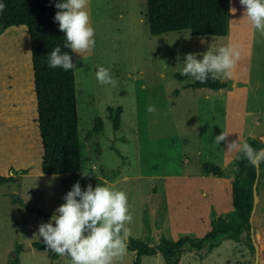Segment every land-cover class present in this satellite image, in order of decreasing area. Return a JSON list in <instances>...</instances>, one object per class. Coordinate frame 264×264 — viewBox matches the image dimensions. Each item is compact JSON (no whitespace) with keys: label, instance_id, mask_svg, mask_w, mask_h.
I'll return each instance as SVG.
<instances>
[{"label":"rangeland","instance_id":"1","mask_svg":"<svg viewBox=\"0 0 264 264\" xmlns=\"http://www.w3.org/2000/svg\"><path fill=\"white\" fill-rule=\"evenodd\" d=\"M87 11L95 31V48L82 56L72 52L77 66L73 72L80 175L36 174L34 170L40 171L39 158L21 176L19 186L15 182L0 183V264L7 261L16 244L21 245L19 264H49L46 250L31 246L34 241L43 242L38 235L39 226L49 221L77 181L82 190L89 184L93 188L103 185L107 180L100 181L99 166L119 168V174L107 182L127 194L133 216L132 222L126 224L130 236L151 245L160 236L170 240L182 235L201 237L214 219L210 208L217 216L224 212L226 194L232 207L230 188L223 192L219 189L218 183L223 179L201 173L202 162L221 164L225 142L218 146L214 138L225 133L221 115L224 96L217 90L186 87L188 78L174 77V73L181 74L186 54L216 52L224 47V38L192 35L188 29L151 35L144 0H88ZM254 35L242 142L251 141L253 148H259L264 146V35L256 30ZM14 50L15 56L20 54L15 44L9 55ZM201 58L197 56L198 60ZM100 66L110 69L116 87L97 81ZM117 105L122 108L120 128L113 131L106 107ZM149 105H155L157 111L149 113ZM95 117L102 121L98 133L92 131ZM96 147L100 150L98 156L94 153ZM233 168H226V174ZM247 169L250 171L249 166ZM258 170V199L252 227L259 247L264 248V164ZM89 172L94 179L86 177ZM6 173L0 170V174ZM246 173L240 183L247 189L250 172ZM17 194L32 210L10 201ZM164 199H178L179 203H166ZM194 205L199 206L201 218ZM168 206L177 208L182 219L167 220L164 214ZM217 206L219 209H215ZM239 214L244 216L245 205L240 207ZM247 237L244 232L238 241L224 239L200 258L195 252L184 250L177 264H253L254 251ZM132 256L133 252L128 250L114 264H131ZM51 264H71V260L59 256ZM140 264L164 262L157 252L141 255Z\"/></svg>","mask_w":264,"mask_h":264},{"label":"trees","instance_id":"2","mask_svg":"<svg viewBox=\"0 0 264 264\" xmlns=\"http://www.w3.org/2000/svg\"><path fill=\"white\" fill-rule=\"evenodd\" d=\"M144 1L145 19L151 35L182 29H188L192 35L224 36L228 32V0ZM0 2L6 5L4 11L0 13V33L9 26L24 25L29 37L36 121L42 143L40 171L43 174L70 173L79 176L82 160L77 131L74 72L73 69L64 71L60 67L51 68L48 65L50 53L57 45L61 47L62 52L68 51L72 57L70 49L64 47V33L59 30L58 22L54 21L55 13L58 11L55 4L61 0H0ZM174 77L178 80L188 78L190 81L185 86L191 88L218 90L227 85V82L220 78L209 77L207 82L200 83L194 81L191 76L179 73H174ZM106 111L107 118L111 122V129L117 131L120 128L121 106H107ZM101 127V118L95 117L92 131L98 133ZM262 147L264 146L256 149ZM94 153L96 156L100 154L98 147L95 148ZM236 163L237 170L230 180L232 209L228 213L214 218L210 228L199 238L182 235L176 240H169L160 236L157 243L151 245L140 238L129 236L128 250L133 252L131 264H140L141 255H153L157 252L160 253L164 264H177L184 250L193 251L200 258L224 239L238 241L244 232L250 239L251 224L248 218L252 207L255 167L243 157ZM263 164L264 162L258 166V169ZM201 171L215 176L222 175L221 168L211 162H202ZM246 172H250V185L247 189L240 183L244 182L242 180H245L248 175ZM26 173V168H10L5 175L0 174V183L15 182L19 186L21 176ZM98 173L100 181H111L119 174V168L99 166ZM86 177L89 180L95 178L92 172H89ZM10 201L32 210L24 205L18 194L12 195ZM242 205H245L243 217L239 214ZM31 246L46 250L49 264L59 257L55 252L47 250L43 242L34 241ZM20 249L21 245L16 244L9 252L4 264H19Z\"/></svg>","mask_w":264,"mask_h":264},{"label":"clouds","instance_id":"3","mask_svg":"<svg viewBox=\"0 0 264 264\" xmlns=\"http://www.w3.org/2000/svg\"><path fill=\"white\" fill-rule=\"evenodd\" d=\"M239 3L245 7L243 16L251 27L264 35V0H239ZM87 5L88 0H61L55 4L58 11L54 21L64 33V47L80 56L91 52L96 44ZM5 7L0 2V13ZM236 11L235 7L229 8L232 15ZM200 42H205L203 37ZM198 55L202 56L199 60ZM239 58L240 52L233 45L220 47L216 52L189 53L185 55L181 74L191 76L200 83L207 82L209 77H230ZM48 65L64 71L77 68L69 52H62L59 45L51 51ZM96 79L101 85H117L110 69L103 66L98 67ZM147 111L155 113L157 108L149 105ZM227 135L221 132L214 138L215 144L219 146L221 142H226ZM227 152L235 154L236 159L246 158L254 167L264 162V148H253L246 141L239 142V138L227 143ZM63 199L65 202L38 229L47 250L69 257L71 264H114L117 258L126 255L131 235L126 224L132 222L133 216L124 191L116 190L107 181L95 188L89 184L82 190L77 181Z\"/></svg>","mask_w":264,"mask_h":264},{"label":"crops","instance_id":"4","mask_svg":"<svg viewBox=\"0 0 264 264\" xmlns=\"http://www.w3.org/2000/svg\"><path fill=\"white\" fill-rule=\"evenodd\" d=\"M230 7L237 9L235 15L229 13ZM244 11L245 7L239 3V0H228V32L222 37L224 38V46L233 45L238 49L240 58L230 77H220L227 82L226 87L217 90L222 92L224 96L221 115L225 133L228 134L224 144L221 164H219L222 175L217 176V178L223 179L218 183L219 189L223 192V189L229 187L230 193V180L237 170L236 161L238 159L235 158V154L227 152V143L238 138L239 142L244 140L243 134L247 117L246 102L250 89V68L255 39V30L251 27L249 21L244 18ZM15 44H17V52L19 50L20 54L15 56L16 51L14 50L13 55H9V50ZM29 52V37L24 25L9 26L0 33V164L2 165L0 170L2 173L8 172L10 168H26L28 172L29 167L37 159L40 158L39 164L41 163L42 143L36 121V99ZM10 163L13 166L8 167ZM231 165L234 168L230 173L228 172V175L225 169ZM34 172L36 174L42 173L38 170H34ZM201 173L205 176L208 175L202 171ZM202 176L198 174L197 177L202 178ZM226 197L229 200L227 194ZM226 197H224L225 201L222 203L226 204L224 212L221 214L229 212L232 208L229 207V201ZM164 201L166 203H179L178 199H164ZM193 209L197 211L199 218H201L199 206L194 205ZM215 209H219V206ZM177 210V208L168 206L164 214L166 219H182L181 213L177 214ZM209 214L214 218L217 217L214 208H210ZM174 227L175 225L172 230H175Z\"/></svg>","mask_w":264,"mask_h":264},{"label":"water","instance_id":"5","mask_svg":"<svg viewBox=\"0 0 264 264\" xmlns=\"http://www.w3.org/2000/svg\"><path fill=\"white\" fill-rule=\"evenodd\" d=\"M264 148V147H262ZM257 177H258V167H255V177L252 183V207L250 210V214H249V223L251 224L250 227V241L253 247V251H254V261L253 264H258L259 259L260 262L259 264H264V248H260L258 242L256 241L255 235L253 233V228H252V214L255 208V203L258 199V195H257V190H256V183H257Z\"/></svg>","mask_w":264,"mask_h":264}]
</instances>
